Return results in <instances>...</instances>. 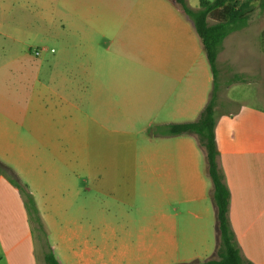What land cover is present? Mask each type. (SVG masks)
<instances>
[{
	"label": "crops",
	"instance_id": "crops-1",
	"mask_svg": "<svg viewBox=\"0 0 264 264\" xmlns=\"http://www.w3.org/2000/svg\"><path fill=\"white\" fill-rule=\"evenodd\" d=\"M250 7L213 72L174 0H134L91 38L75 29L77 43L60 17L55 34L76 49L60 56L36 41L37 15L22 17L21 0H0V162L31 194L60 264L216 258L205 149L194 133H168L195 121L214 87L228 222L241 257L264 264V3ZM36 226L0 173V264H44Z\"/></svg>",
	"mask_w": 264,
	"mask_h": 264
},
{
	"label": "trees",
	"instance_id": "trees-1",
	"mask_svg": "<svg viewBox=\"0 0 264 264\" xmlns=\"http://www.w3.org/2000/svg\"><path fill=\"white\" fill-rule=\"evenodd\" d=\"M183 13L192 21L194 30L200 40L202 49L210 64L212 71H215V62L223 39L233 30L246 25L247 4L250 0L239 3V0H199L197 9L191 8L186 0H174ZM256 1V0H255ZM216 19L214 23H208L207 17ZM216 88L214 87L208 103L201 110L195 121L182 122L169 126L168 133L182 134L194 133L198 137L201 146L204 147L207 159V171L213 184V202L216 208V228L218 231V245L216 258L202 262H178L175 264H252L244 260L234 241V235L230 228L227 210L229 191L222 181L218 171L215 157L217 154L214 141V100ZM0 173L5 175L14 186L21 192L28 216L36 223V230L43 238V259L45 264H60L56 259L51 246L46 239V233L40 220L38 210L31 194L25 189L18 179L13 175L12 170L0 162Z\"/></svg>",
	"mask_w": 264,
	"mask_h": 264
},
{
	"label": "rangeland",
	"instance_id": "rangeland-1",
	"mask_svg": "<svg viewBox=\"0 0 264 264\" xmlns=\"http://www.w3.org/2000/svg\"><path fill=\"white\" fill-rule=\"evenodd\" d=\"M133 1L134 0H51V3H49L48 0H21V12L22 17H25V14L28 12H30L29 15L36 14L37 16L32 19L33 27L44 31L42 27L44 26L47 31L52 32V35H50L38 31L40 33L37 35L36 41L44 42L49 48H52V51H56L59 56L63 46L68 49V53L76 55V49L72 46V43L61 40V37L55 34L62 27L59 22L60 17L63 19V28L67 30L68 36L77 43L81 37L78 35L81 34H73L75 29L90 31V35L88 36L91 38L93 31L91 29L92 27L103 24L105 21L109 20V16L124 11ZM186 2L192 8L199 6V0H186ZM259 3L263 4L264 0H250L247 7L251 8L250 6H255ZM51 11L54 12L55 17L52 23H48V13ZM45 19H47V21ZM209 21L212 22L213 19ZM22 22H24V24H22L23 26L30 24V21L24 18H22ZM100 41L101 40H98V42ZM36 51L40 52L37 45L33 47L32 53L38 55L35 53ZM36 235H39V233ZM42 249V241L38 236V239H36V251L39 260L42 258Z\"/></svg>",
	"mask_w": 264,
	"mask_h": 264
},
{
	"label": "built area",
	"instance_id": "built-area-1",
	"mask_svg": "<svg viewBox=\"0 0 264 264\" xmlns=\"http://www.w3.org/2000/svg\"><path fill=\"white\" fill-rule=\"evenodd\" d=\"M35 53H36V54H38V52H37V51H36Z\"/></svg>",
	"mask_w": 264,
	"mask_h": 264
}]
</instances>
